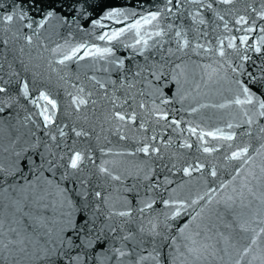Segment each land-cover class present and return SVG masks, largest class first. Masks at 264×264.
I'll list each match as a JSON object with an SVG mask.
<instances>
[{
  "label": "snow or ice",
  "instance_id": "6c2138e0",
  "mask_svg": "<svg viewBox=\"0 0 264 264\" xmlns=\"http://www.w3.org/2000/svg\"><path fill=\"white\" fill-rule=\"evenodd\" d=\"M104 2L12 0L9 14H0V264H264V25L257 24L264 21V5L252 8L251 18L238 15L234 25L242 35L219 38L215 46L198 42L207 35L201 26L213 27L203 11L230 31L225 17L233 8L213 5L237 0H165L157 11L97 35L104 47L72 44V25L85 35L89 24L102 26L94 14ZM120 17L128 18L109 10L103 19L121 23ZM52 19L69 28L56 33L64 44L55 47L42 32ZM189 32L199 34L195 43ZM121 46L130 51L118 55ZM190 54L217 57L197 65L202 72L199 81L191 74L193 90L227 85L226 102L175 108L191 95L183 59ZM33 59L65 82L70 65L91 61L84 72L91 88L72 84L68 107L79 113L95 106L92 97L99 93L109 105L108 131L125 147L101 148L108 159L99 160L91 133L58 120L61 105L51 88L38 90L42 73ZM209 108H234L235 122L226 127L239 131H206L179 116ZM169 129L188 136L177 143ZM209 138L225 143L210 144ZM222 147L229 150L224 159L236 162L234 174L213 187L217 168L201 156ZM193 148L201 155L181 151ZM177 174L188 179L177 181ZM194 181L206 185L202 193L194 192Z\"/></svg>",
  "mask_w": 264,
  "mask_h": 264
},
{
  "label": "water",
  "instance_id": "95a60500",
  "mask_svg": "<svg viewBox=\"0 0 264 264\" xmlns=\"http://www.w3.org/2000/svg\"><path fill=\"white\" fill-rule=\"evenodd\" d=\"M165 0H105V2L98 8L94 14V19L100 20V25L102 26H94L89 24L88 32L90 35H85L83 31H77L76 26H71V32L73 33L72 37H69V40L72 44H79L83 42H87L89 44H96L97 46L104 47L105 43L103 41H99L96 39L97 35L103 34L104 32H111L113 30H119V28L126 26L134 22L136 19H139L141 16L147 15L150 12H155L159 8L163 7ZM12 4V0H0V14H9V8ZM264 5V0H237V3L234 6H223L219 4H214L213 7L217 9H223L226 7L233 8L231 14L225 17L226 20L229 21V28L230 31H225L223 28V22L215 19L214 14L205 9L203 11V15L205 19L208 20L212 26L219 25L215 31H213V27L208 25L201 26L202 30L207 33V35L199 36L198 33L189 32V39L193 40V43L196 42L197 37L199 36V43H208L209 41L212 42V45L215 46L216 41L219 38H224L227 41V38L232 35H242V33L237 32L235 29L240 27L239 25H234V20L238 17V15H246L247 17L251 18L255 16V12L252 11V8H255L257 11L261 9V6ZM194 7V6H192ZM248 8V11L245 12V8ZM112 10H119L124 12L128 18L120 17L121 23H117L115 20H105L103 19L106 12ZM136 13L135 16H131V13ZM223 14V13H222ZM185 19L182 23L187 26L191 23L190 18H187V13H184ZM39 18V17H37ZM169 22H174V24H180V20H164V24ZM257 24L264 25V21L257 19ZM43 32L45 37L51 36L50 40H47L46 43L49 47H55L56 43L64 44V39L57 36L56 33H68V27H61L56 19H52L49 21L47 26V31ZM250 35L258 36L260 33H252ZM171 37L169 34L168 37H165V40H168ZM172 46L174 47V43L172 45L165 44V47ZM67 47V45H65ZM130 50L124 49L122 46L117 53L120 55L124 52H129ZM33 57L37 56V52L33 50L32 52ZM45 57H50V53L43 52ZM191 58L184 57L185 63L188 65V72H189V82L185 84V88L191 92L188 100L184 102V105L181 106L179 104L175 105V108H188V107H197L198 103H224L230 97V93L227 91V85L223 86H214L212 91L209 89L201 88L199 92L193 90V84L195 81L192 80L191 74L193 71L196 73V81H199V75L202 72V68L197 67V65H205L212 63L213 60L217 59V57L212 56H196L194 54H190ZM58 58V57H57ZM27 59V57H25ZM179 62V61H177ZM33 64H39L40 67L37 69L39 72L42 73L41 81L38 83V90L43 91L48 88H51L53 95L58 100L61 105V111L58 112V120L66 123L70 126H75L78 129L82 128L91 133L92 140L91 144L93 148H95V156L99 158V160L108 159L104 157L100 151L101 148L105 149H112L113 151L122 150L125 147L124 141H119L115 135L108 131V125L104 122V114L105 109L109 107L105 100L100 99V94L95 93L92 97L96 99L98 103L95 106L89 105L87 108L81 110V112L77 113L73 109L68 107V102L71 97L68 96V92L75 93V89L72 87V84H81L83 83L86 88H91L90 82H86L84 79V72H88L87 65H90L92 62L85 60L80 61V65L82 67H77L76 65H70V68L73 71H69L68 75L66 76L65 81H58L57 73L52 72L50 69L47 68L46 62L39 59H33ZM54 68L60 69L61 73L64 71L62 66L58 64L53 65ZM79 74L80 80L77 81L76 75ZM93 73L89 72V75ZM95 75L98 78L104 76L101 72H96ZM23 76L25 78L31 79V75L29 73H24ZM219 88V91L215 89ZM204 92H208V95H203ZM38 92L34 91L33 95H37ZM31 108L32 106L29 105ZM236 110L234 108H225V109H201L199 113L194 116H188L186 112L179 113L180 117H183L184 120H190L194 123H199L202 128L206 131L208 130H215L217 127L223 128L224 131L227 133L229 131H239V129H228L226 127L227 123H234L232 117L235 115ZM103 125V130L102 126ZM184 127H187L185 124ZM68 129H66L67 131ZM169 135L176 139L177 143L181 142L184 137L188 136V133H184V137H177L176 133L171 132L168 130ZM99 137L97 140L96 137ZM107 137V139H105ZM190 141H195V137H190ZM210 144H217V145H224L225 142L223 141H213L209 138ZM189 152L190 155H201L199 152H196L195 148L192 150H181ZM229 152L226 147H222L220 152H215L212 156H201V161L207 165L208 168L215 166L218 171V178L216 179L215 183L212 185L213 187H217L221 182L228 183L231 180V176L234 174V165L236 162L234 161H227L224 159V154ZM199 175V174H197ZM187 177H183L181 174H177L176 180H187ZM211 180V178H209ZM194 192L200 191L201 193L205 189L206 185L202 181H194L193 182ZM192 187V186H189ZM241 235H250V234H241ZM255 264H259V262H255Z\"/></svg>",
  "mask_w": 264,
  "mask_h": 264
}]
</instances>
